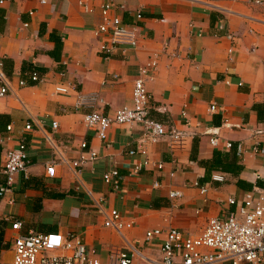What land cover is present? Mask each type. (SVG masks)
Listing matches in <instances>:
<instances>
[{
	"label": "crops",
	"instance_id": "1",
	"mask_svg": "<svg viewBox=\"0 0 264 264\" xmlns=\"http://www.w3.org/2000/svg\"><path fill=\"white\" fill-rule=\"evenodd\" d=\"M3 1L0 86L8 92L0 98V187L4 154L21 140L29 163L0 199V263L12 260L14 240L30 232L77 236L103 264L140 248L158 257L163 236L145 246L147 231L176 228L199 235L209 219L234 209L228 199L239 201L246 191L264 188V154L252 151L253 145L264 148V6L248 0ZM104 4L140 36L136 48L122 47L107 59L99 50L107 37L94 35ZM152 60L158 68L146 83L150 117L167 131L189 135L146 145L151 165L132 174L133 165L145 159L128 154L142 139V128L115 125L101 141L83 118L92 110L110 115L130 106L140 68ZM32 72L39 82L31 81ZM58 86L68 92H57ZM94 95L100 102L90 107ZM82 141L96 160L78 175L63 165L55 177H45L55 156L70 161L82 153ZM214 156L232 170L208 171ZM112 169L118 172L117 191L103 181ZM172 190L181 197L169 198ZM100 197L105 202L98 206ZM111 209L134 226L121 233L104 227ZM10 219L19 223L17 230Z\"/></svg>",
	"mask_w": 264,
	"mask_h": 264
},
{
	"label": "built area",
	"instance_id": "2",
	"mask_svg": "<svg viewBox=\"0 0 264 264\" xmlns=\"http://www.w3.org/2000/svg\"><path fill=\"white\" fill-rule=\"evenodd\" d=\"M3 2L0 0V4ZM248 2L254 6H264V0H248ZM40 3H44V0ZM110 9L109 4L101 6L102 23L94 31L95 36L107 37L106 42L99 46V50L106 59L122 47L136 48L140 40L136 27L124 24L120 18L111 15ZM157 68L155 60L150 61L148 66L140 68L138 78L133 84L130 106L120 107L110 115L103 114L99 109L92 110L83 118L85 125L94 129L101 141L106 140L108 131L115 125H139L142 128V139L135 149L128 151V154L140 155L145 159L133 165L132 174H137L151 165L146 156V145L155 144L162 139L178 141L189 135L188 132L181 130L167 131L162 123L150 117L152 94L146 83L152 79ZM30 79L33 83L40 81L36 72L31 73ZM19 85L24 86L25 82L19 81ZM68 89V87L58 86L56 91L67 93ZM7 92V87L0 86V98ZM88 101L90 107L91 105L93 107V103L100 102L96 95L91 96ZM214 110L215 107L211 106L210 111ZM223 124L229 125L226 120ZM7 129L10 131V127ZM25 129L30 130L31 126L26 125ZM51 129H57L56 122L51 124ZM45 140L52 150H57V145L48 134L45 135ZM216 143V139L211 141L212 145ZM227 146L229 147L230 144L227 143ZM80 149L83 152L79 153L74 160L68 161L61 156H55L45 166V177H55L56 168L63 165L68 166L75 175H78L80 168L96 160V152L89 149L86 142L80 143ZM252 151L264 154V148H259L257 145H253ZM240 152L241 148L237 147V154ZM28 163L24 140H21L17 147L5 152L1 165V173L5 181L0 187V199L10 191L15 176L27 171ZM156 168L161 170L163 164H157ZM103 181L111 191L119 189L117 170L112 169L105 173ZM155 186L158 185L155 184ZM200 190L202 193L206 192L205 187H201ZM88 194L91 195L89 191ZM168 196L171 199H177L181 197V194L172 190ZM104 202V197H100L96 204L101 206ZM227 203L234 206V209L229 211L226 217L209 219L199 235H187L176 228L164 231L158 228L152 229L145 233L143 244L146 246L155 238L163 236L158 257L144 254L141 248L133 249L129 253H118L114 264H264V188L254 187L246 191L241 200L236 201L230 198ZM11 221V228L17 230L20 227L19 223L15 220ZM103 226L121 233L131 229L134 222L124 220L117 210L111 209L105 214ZM0 264L103 263L96 258L95 251L88 248L77 236L63 237L58 233L30 232L14 240L12 260L9 263Z\"/></svg>",
	"mask_w": 264,
	"mask_h": 264
},
{
	"label": "trees",
	"instance_id": "3",
	"mask_svg": "<svg viewBox=\"0 0 264 264\" xmlns=\"http://www.w3.org/2000/svg\"><path fill=\"white\" fill-rule=\"evenodd\" d=\"M225 165L222 163V161L215 159V156H214V158L212 159L210 163V168L208 171L211 172L212 170H221V169L232 170V168L228 167L227 165L225 166ZM0 241H1V238H0Z\"/></svg>",
	"mask_w": 264,
	"mask_h": 264
}]
</instances>
